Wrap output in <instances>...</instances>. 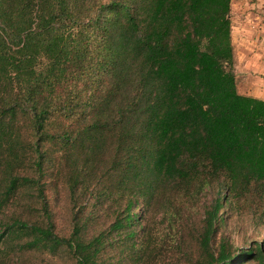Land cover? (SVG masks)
I'll use <instances>...</instances> for the list:
<instances>
[{"label": "trees", "instance_id": "1", "mask_svg": "<svg viewBox=\"0 0 264 264\" xmlns=\"http://www.w3.org/2000/svg\"><path fill=\"white\" fill-rule=\"evenodd\" d=\"M230 10L231 0H0V264L37 249H63L73 264H115V249L118 264H155L163 246L169 264H264V237L239 247L220 235L232 209L264 203V99L237 89ZM61 161L67 237L42 181L45 163L59 172ZM209 192L194 219L186 198ZM17 194L39 201L37 219L17 212ZM113 200L103 227L97 212Z\"/></svg>", "mask_w": 264, "mask_h": 264}, {"label": "rangeland", "instance_id": "2", "mask_svg": "<svg viewBox=\"0 0 264 264\" xmlns=\"http://www.w3.org/2000/svg\"><path fill=\"white\" fill-rule=\"evenodd\" d=\"M235 46L233 45V49ZM235 51V50H233ZM235 53V52H234ZM235 57V54H234ZM238 91L241 92L245 90L244 83H246V77L244 74L238 72ZM252 75L256 76L258 73H253ZM237 80V77H236ZM256 85V83H254ZM263 87V86H261ZM24 131L26 130L25 126L23 125ZM46 148L48 152H53L54 154H57L58 147L51 145L49 143H46ZM110 162V159L106 158V164ZM45 169H48L46 171V174L44 175L43 182L45 183V193L46 197L49 199L50 207L53 211V222L55 225V231L60 236H69L72 231V204H70V195L67 192V178L63 175H67L69 172V167L67 164H64V162H59L56 165V168L49 167L48 164L45 163ZM105 166H98L100 168L99 174H101L104 171ZM105 167V171H106ZM60 173V174H59ZM106 175V172H105ZM115 174H112V179L114 178ZM98 177V176H97ZM105 178V177H104ZM101 177H98L97 179H94V182L100 181ZM101 185L94 183L91 185V189H99ZM213 197V194L211 192L207 193L206 196H202L199 199H188L186 198L185 204L188 207V212L192 213L194 212V219H201L203 215L204 206H207L211 199ZM18 203L13 205V207L18 206V211L20 214H22L26 219H37L38 218V212L37 209L40 208L39 201H36L37 199L32 195H30L29 200L21 199L19 194L16 196ZM90 203H94V199L90 198ZM257 205H254L252 209H249L248 206L240 205L238 207H235L230 211V213L227 215V220L225 226L220 230V235H226L229 236L232 244L234 246H247L252 240H261L264 237V203L262 204L261 201L256 202ZM117 204L115 203V200H113V207L110 211L106 213H98L99 215V223L105 227L107 223L102 222L104 221V216L107 219L112 218V215L114 213V209ZM254 211L255 214H252L251 211ZM155 217L153 218V222L157 221L159 214L157 211H155ZM152 231L155 233V242L158 243L160 240L159 237V230L163 229V225H159L158 223H153ZM220 235L218 237H220ZM186 240L188 242V246L190 245V248L194 250V240L190 237L188 233L185 235ZM12 248L3 249L1 257H4L7 255L8 252H10ZM22 254L21 257V264H73L72 258L70 254H68L63 249H37L34 251H29ZM155 257V256H154ZM112 260L115 261V264H118L119 261L124 262L127 261L123 256H121L118 249H115V257L112 255ZM155 264H169L171 263L170 258L168 257L167 252L164 249V246L160 249V252L156 254V258L153 259Z\"/></svg>", "mask_w": 264, "mask_h": 264}, {"label": "crops", "instance_id": "3", "mask_svg": "<svg viewBox=\"0 0 264 264\" xmlns=\"http://www.w3.org/2000/svg\"><path fill=\"white\" fill-rule=\"evenodd\" d=\"M230 19L236 82L246 77L240 93L264 99V0H231Z\"/></svg>", "mask_w": 264, "mask_h": 264}]
</instances>
